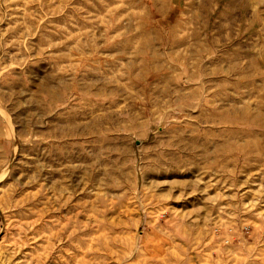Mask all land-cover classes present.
Instances as JSON below:
<instances>
[{
	"label": "rangeland",
	"instance_id": "374dc122",
	"mask_svg": "<svg viewBox=\"0 0 264 264\" xmlns=\"http://www.w3.org/2000/svg\"><path fill=\"white\" fill-rule=\"evenodd\" d=\"M0 264H264V0H0Z\"/></svg>",
	"mask_w": 264,
	"mask_h": 264
}]
</instances>
